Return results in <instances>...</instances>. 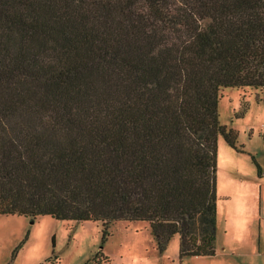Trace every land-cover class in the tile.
<instances>
[{"label":"trees","instance_id":"1","mask_svg":"<svg viewBox=\"0 0 264 264\" xmlns=\"http://www.w3.org/2000/svg\"><path fill=\"white\" fill-rule=\"evenodd\" d=\"M245 86L264 0H0V214L143 220L214 255L218 91Z\"/></svg>","mask_w":264,"mask_h":264},{"label":"rangeland","instance_id":"2","mask_svg":"<svg viewBox=\"0 0 264 264\" xmlns=\"http://www.w3.org/2000/svg\"><path fill=\"white\" fill-rule=\"evenodd\" d=\"M217 109L236 143L218 136L215 255L180 258L178 234L161 251L143 220L0 214V264H264V89L221 87Z\"/></svg>","mask_w":264,"mask_h":264},{"label":"crops","instance_id":"3","mask_svg":"<svg viewBox=\"0 0 264 264\" xmlns=\"http://www.w3.org/2000/svg\"><path fill=\"white\" fill-rule=\"evenodd\" d=\"M261 219L262 218H260V221H261ZM260 221H259V223H260ZM216 222H217V217H216ZM214 247H215V253H216V235H215ZM205 256H213V255H205ZM205 256H183L182 258H184V257H205Z\"/></svg>","mask_w":264,"mask_h":264}]
</instances>
